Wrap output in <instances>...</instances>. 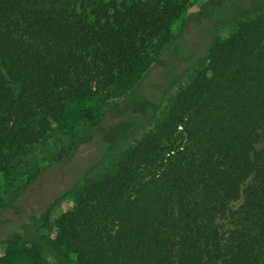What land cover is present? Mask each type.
I'll return each instance as SVG.
<instances>
[{
	"label": "trees",
	"instance_id": "1",
	"mask_svg": "<svg viewBox=\"0 0 264 264\" xmlns=\"http://www.w3.org/2000/svg\"><path fill=\"white\" fill-rule=\"evenodd\" d=\"M198 1L0 0V172L45 139L70 104L133 78ZM228 8L250 11L211 42L207 64L165 117L57 218L51 244L60 256L264 264V0H209L199 15L217 20ZM38 187L45 208L55 190L31 184L33 199Z\"/></svg>",
	"mask_w": 264,
	"mask_h": 264
},
{
	"label": "rangeland",
	"instance_id": "2",
	"mask_svg": "<svg viewBox=\"0 0 264 264\" xmlns=\"http://www.w3.org/2000/svg\"><path fill=\"white\" fill-rule=\"evenodd\" d=\"M208 1L193 3L172 22L133 78L70 104L65 119L53 124L45 139L16 153L0 172V264H76L73 256L52 248L57 218L72 209L88 181L165 117L171 100L207 64L211 42L232 33L250 11L228 8L226 16L212 20L199 15ZM29 179L55 190L45 208L39 201L47 191L38 187L43 193L33 199Z\"/></svg>",
	"mask_w": 264,
	"mask_h": 264
}]
</instances>
